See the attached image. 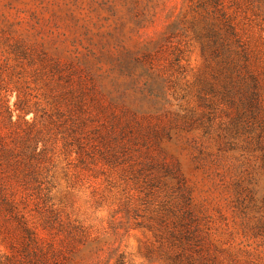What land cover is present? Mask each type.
I'll return each instance as SVG.
<instances>
[{"label": "rangeland", "instance_id": "rangeland-1", "mask_svg": "<svg viewBox=\"0 0 264 264\" xmlns=\"http://www.w3.org/2000/svg\"><path fill=\"white\" fill-rule=\"evenodd\" d=\"M0 264H264V0H0Z\"/></svg>", "mask_w": 264, "mask_h": 264}]
</instances>
